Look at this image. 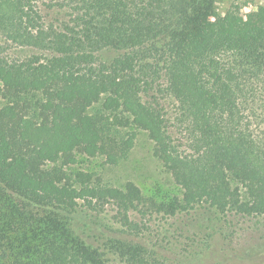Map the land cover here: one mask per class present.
Instances as JSON below:
<instances>
[{
    "label": "trees",
    "instance_id": "16d2710c",
    "mask_svg": "<svg viewBox=\"0 0 264 264\" xmlns=\"http://www.w3.org/2000/svg\"><path fill=\"white\" fill-rule=\"evenodd\" d=\"M219 1L0 0V264H153L88 220L147 208L141 189L70 169L141 130L182 190L159 211L264 215V1Z\"/></svg>",
    "mask_w": 264,
    "mask_h": 264
},
{
    "label": "rangeland",
    "instance_id": "374dc122",
    "mask_svg": "<svg viewBox=\"0 0 264 264\" xmlns=\"http://www.w3.org/2000/svg\"><path fill=\"white\" fill-rule=\"evenodd\" d=\"M263 1L220 0L217 12L238 4L246 15ZM113 55L109 52L106 58ZM70 169L89 172L96 183L106 186L122 188L132 182L148 200L147 208L130 212L126 220L117 215L113 203L89 213L92 235L141 244L155 252L153 264H264V215L226 218L200 206L189 213L158 210L166 202L177 204L182 190L153 155V143L145 131H138L129 157L117 165L103 156L77 153V162ZM80 215L87 218L85 212Z\"/></svg>",
    "mask_w": 264,
    "mask_h": 264
}]
</instances>
